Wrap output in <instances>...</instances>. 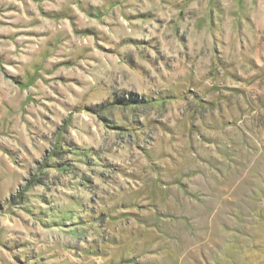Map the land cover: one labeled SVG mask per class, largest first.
Instances as JSON below:
<instances>
[{
	"label": "clouds",
	"instance_id": "obj_1",
	"mask_svg": "<svg viewBox=\"0 0 264 264\" xmlns=\"http://www.w3.org/2000/svg\"><path fill=\"white\" fill-rule=\"evenodd\" d=\"M0 264H264V0H0Z\"/></svg>",
	"mask_w": 264,
	"mask_h": 264
},
{
	"label": "rangeland",
	"instance_id": "obj_2",
	"mask_svg": "<svg viewBox=\"0 0 264 264\" xmlns=\"http://www.w3.org/2000/svg\"><path fill=\"white\" fill-rule=\"evenodd\" d=\"M90 34H91V33H83V35H85V36L90 35ZM101 51H103V50H101ZM217 63H218V66H219L220 69L226 71V69H224V65H223V64H220L219 61H217ZM205 143H208V141H205ZM177 187L180 189V192H181V193H184V190H183L182 186H179V185H178ZM138 222H139V221H138Z\"/></svg>",
	"mask_w": 264,
	"mask_h": 264
}]
</instances>
